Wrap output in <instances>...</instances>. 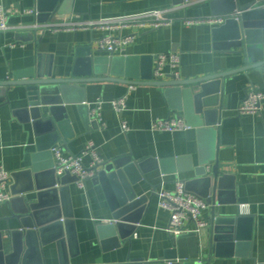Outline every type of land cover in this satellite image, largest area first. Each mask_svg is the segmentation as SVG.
Masks as SVG:
<instances>
[{
  "label": "crops",
  "instance_id": "obj_1",
  "mask_svg": "<svg viewBox=\"0 0 264 264\" xmlns=\"http://www.w3.org/2000/svg\"><path fill=\"white\" fill-rule=\"evenodd\" d=\"M209 1L0 0L14 27L0 31V82L12 80L15 73L31 68L36 73L49 70L53 76L69 77L82 48L91 49L92 57L114 54L126 62L132 57L179 52L178 78L170 74L161 81L191 80L251 64L248 69L206 82L205 99L217 103L211 107L217 112L209 115L214 125L204 126L211 128L203 131L194 126L193 98L183 93L189 90L197 94L201 90L199 83L162 87L146 83L140 77L131 91L128 88L132 83L127 77L80 83V89L71 95L83 101L64 104L75 136L66 142L61 140L58 145L64 154L76 155L93 143L104 162L128 153L133 154L134 160L145 159L143 178L133 185L139 195L147 196L138 208L141 220L134 224L133 230L126 224L122 236L110 225L115 223L114 211L101 183L91 178L82 188L72 175H65L66 183L57 185L59 190L64 189L57 200L63 211L73 213L68 226L45 225L42 236L39 228H34L37 235L18 234L13 239L9 230L19 229V222L8 219L11 216L8 203L0 205V241L4 242L6 252L18 250L17 264L159 262L172 246L173 236L167 231L170 212L159 206L157 193L174 190L177 179H181L188 191L206 200L217 161L221 172L216 200L202 212L206 227L212 224L215 212L216 216L249 215L254 218V225L249 247L240 249L245 254L213 255L211 264L264 263V98L259 112L239 114L237 110L248 89L264 93V63L257 65L259 59L254 51L248 55L242 48L215 49L212 29L216 25L188 23L191 19L212 16ZM31 9H36L38 15L29 13ZM155 10L164 11L161 18L169 23L123 29V35L134 34L135 38L115 52L100 48L98 39L109 32L100 28L17 29L36 22L86 21ZM263 36L256 34L253 44L262 42L264 48ZM101 67L103 74L92 75L112 76L110 64ZM142 68L140 64V73ZM124 95H127L126 108L119 113L113 101ZM98 100L103 101L101 114L105 127L91 117V109ZM27 106L25 85L12 86L6 94H0V165L11 173L10 186L12 173L16 171L37 167L46 172L55 168L53 148L51 152L39 149L38 135L21 110ZM173 116L184 118L191 128L176 132L152 130L155 119ZM123 123L129 127L127 132ZM91 161V155L85 156L87 165ZM42 199L47 203L53 197L47 194ZM241 204H248L249 212H242ZM60 219L68 217L63 215Z\"/></svg>",
  "mask_w": 264,
  "mask_h": 264
},
{
  "label": "water",
  "instance_id": "obj_2",
  "mask_svg": "<svg viewBox=\"0 0 264 264\" xmlns=\"http://www.w3.org/2000/svg\"><path fill=\"white\" fill-rule=\"evenodd\" d=\"M263 3L264 0H210L212 15L228 17L223 24L216 25L212 29L214 48L226 51L242 48L248 55L254 51L256 58L259 59L257 65L263 64V44L262 42L253 44L256 34H264ZM78 52L79 57L69 77L53 76L49 70L36 73L35 68H31L15 73L12 80L0 82V94H6L12 86H27L28 106L21 110L25 112L27 121L32 123L38 135L39 149L42 151L51 152L50 150L58 146L61 140L66 142L67 138L71 139L75 136L69 113H65L64 104L83 101L71 95L80 89L82 82L127 77L130 78L128 82L138 84L140 81L136 80L142 77L146 83L162 87L199 83L201 90L197 94L189 90L183 93L193 98L194 110L192 109L191 114L195 119L194 126H198L203 131L211 128L204 126L214 125L209 115L217 112L216 109H211L217 103H209L205 99L208 94L206 82L225 78L251 66L249 64L191 80L155 81L153 80L154 57L151 55L132 57L126 62L125 59L115 57L114 54L112 57H92L91 49L82 48ZM103 64H110L112 76L108 78L93 76V73L103 74L101 71ZM140 64L143 66L142 73H140ZM62 111L64 113H61ZM209 130L214 132V129ZM98 167L100 170L94 177V181L101 183L114 211L115 223L110 225L124 236L126 224H129L130 229L133 230L134 224L140 222L141 209L138 208L147 199L146 195H139L133 187L143 178L145 159L134 160L133 154L128 153L105 161ZM220 172L219 161H217L213 168V176L210 177L206 195L207 203L216 200L215 191L220 180ZM64 176H56L54 166L46 172L33 167L12 173L13 184L10 186L12 199L8 202L11 216L8 219H17L20 225L19 229L9 230L13 239L18 234L37 235L34 228H39L38 233L42 236L45 225L62 227L64 224L68 226L72 223L70 221V218H73L72 211L70 213L63 211L57 200L64 191L62 188L60 190L57 188L59 183H66V176ZM72 178L77 181L75 176ZM211 193L213 196H210ZM47 194L53 199L43 203L42 198ZM62 214L68 219L61 221ZM253 225L252 216H216L215 212L212 224L201 229L199 233L190 232L173 236L172 246L165 252V256L159 262L151 264H211L213 255H233L234 252L237 255L245 254L240 249L249 247L253 238ZM4 248V242L0 241V264H17L16 260L20 254L18 250L15 248L9 253Z\"/></svg>",
  "mask_w": 264,
  "mask_h": 264
},
{
  "label": "built area",
  "instance_id": "obj_3",
  "mask_svg": "<svg viewBox=\"0 0 264 264\" xmlns=\"http://www.w3.org/2000/svg\"><path fill=\"white\" fill-rule=\"evenodd\" d=\"M8 12L9 11L0 4V31H8L14 28L10 24ZM28 12L38 15V11L36 9H31ZM163 12L164 11L161 10H155L151 12L124 14L115 17H104L100 19L75 22H47L44 24L36 22L33 25L17 27V29L42 28L44 30H60L66 28H100L105 31H109L98 39L100 48L109 52H115L123 48L125 44L135 38L134 34L123 35V29L128 27L144 28L148 25L151 27L163 26L169 23L161 18V14ZM227 18V16L212 15L200 20L191 19L188 23L194 24L197 22H205L213 25H220L223 24ZM180 64L181 54L179 52L160 53L155 55L153 80L161 81L164 77L170 74L178 78V69ZM135 87V84H130L128 91L133 90ZM263 98L264 93L255 88L248 89L246 96L241 101L237 109L238 113L245 114L261 111ZM126 99L127 95H124L113 101V106L119 113L126 108ZM102 103V100H98L94 103V106L91 109V117L99 125H101V127H105L106 123L101 114ZM189 128H191V126L180 116L157 118L152 124V130L154 131L176 132ZM123 129L125 132L129 130L126 123H123ZM52 151L56 159L55 172L57 176L61 177L67 173L75 176L77 178V184L82 188L86 186V181L88 179L94 178L98 174L100 170L98 165L104 162L99 156L93 143L87 145V147L80 154L76 155L64 154L62 147L59 145L54 147ZM87 155L92 156V161L89 165L84 162V158ZM10 183L11 173L3 165H0V205L8 203L12 199V195L9 192ZM157 195L159 196V206L170 212V222L167 231L172 236H179L190 232L199 233L201 229L208 225L207 222L202 219V212L208 207V203L203 197L188 191L186 183L183 180L177 179L174 190L163 189L158 192ZM241 207L242 212H249L248 204H241ZM252 264L264 263L254 262Z\"/></svg>",
  "mask_w": 264,
  "mask_h": 264
}]
</instances>
